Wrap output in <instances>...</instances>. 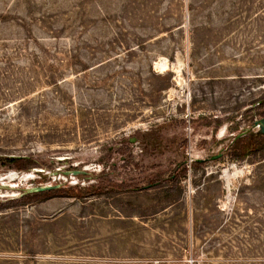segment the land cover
Instances as JSON below:
<instances>
[{"label":"rangeland","instance_id":"obj_1","mask_svg":"<svg viewBox=\"0 0 264 264\" xmlns=\"http://www.w3.org/2000/svg\"><path fill=\"white\" fill-rule=\"evenodd\" d=\"M260 120L264 0H0V264H264Z\"/></svg>","mask_w":264,"mask_h":264},{"label":"trees","instance_id":"obj_2","mask_svg":"<svg viewBox=\"0 0 264 264\" xmlns=\"http://www.w3.org/2000/svg\"><path fill=\"white\" fill-rule=\"evenodd\" d=\"M229 147L232 151H234V155H233L234 159H242L245 156L256 154L264 150V133L262 134L259 131H248L239 137H235V139H233V141L230 143ZM9 160L14 163L15 167H21V168L26 167V164H23V166H18L17 165L18 162H24V163L28 162V160L20 159V158L18 159L10 158ZM90 188H93V187L91 186ZM76 190H77L76 187H72V188L66 189L62 193H65L67 196H74V195H77L75 192ZM87 190L89 189L86 188L85 191ZM48 192H50L49 189L36 192V194H31L29 196L28 195L24 197L22 196V198L26 199L28 197H31V196L33 197L37 195L43 196L47 194ZM2 207L3 206L0 205V209Z\"/></svg>","mask_w":264,"mask_h":264},{"label":"water","instance_id":"obj_3","mask_svg":"<svg viewBox=\"0 0 264 264\" xmlns=\"http://www.w3.org/2000/svg\"><path fill=\"white\" fill-rule=\"evenodd\" d=\"M259 122L261 123V124H260V130H259V132L263 134V133H264V120H260ZM257 123H258V122H257ZM257 123H255V125H256ZM242 134H244V132H241V133L237 134L236 137H239V136H241ZM218 157H219V155H215V156H212L211 158H212V159H216V158H218ZM54 187H57V186H54ZM54 187H37V188L33 189L32 192L44 191V190H48V189H51V188H54Z\"/></svg>","mask_w":264,"mask_h":264},{"label":"bare ground","instance_id":"obj_4","mask_svg":"<svg viewBox=\"0 0 264 264\" xmlns=\"http://www.w3.org/2000/svg\"><path fill=\"white\" fill-rule=\"evenodd\" d=\"M15 177H16V175L13 172H11V173L7 174L5 177H1L0 180L8 179V181H9V180H12Z\"/></svg>","mask_w":264,"mask_h":264}]
</instances>
